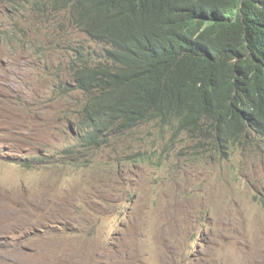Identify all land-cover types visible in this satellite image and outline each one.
Here are the masks:
<instances>
[{"label": "rangeland", "instance_id": "obj_1", "mask_svg": "<svg viewBox=\"0 0 264 264\" xmlns=\"http://www.w3.org/2000/svg\"><path fill=\"white\" fill-rule=\"evenodd\" d=\"M32 15L5 23L23 28ZM36 50L0 37V153L9 160L57 155L75 141L76 94H52L66 59L53 55L46 74ZM148 131L74 164L0 158V264H264V149L238 145L167 173L173 161L149 160L157 143Z\"/></svg>", "mask_w": 264, "mask_h": 264}, {"label": "clouds", "instance_id": "obj_2", "mask_svg": "<svg viewBox=\"0 0 264 264\" xmlns=\"http://www.w3.org/2000/svg\"><path fill=\"white\" fill-rule=\"evenodd\" d=\"M241 2L230 0V18L215 0H0V37L18 47H36L46 74L53 70V55L65 58L60 67L66 79L54 85L52 94L61 100L76 94L70 127L74 143L57 155L31 153L9 160L0 153V158L26 168L51 159L74 164L94 156V150H121L117 139L133 130L143 138L146 124L157 143L149 160L159 168L173 161L167 173L181 172L190 162L224 158L238 145L262 154L264 109L258 112L255 105L264 107V0L246 7ZM24 10L36 15L35 24L5 23ZM237 18L258 26L254 36L260 52L253 46L230 49ZM48 26L51 31L45 33ZM243 29L246 35L248 28ZM227 66L232 72L226 73ZM84 69L94 80L90 93H82L76 81L83 79L77 72ZM208 75L213 87L195 106L192 92ZM222 95L226 105L219 108ZM241 111L248 116H238ZM233 120L228 132H220L225 121Z\"/></svg>", "mask_w": 264, "mask_h": 264}, {"label": "trees", "instance_id": "obj_3", "mask_svg": "<svg viewBox=\"0 0 264 264\" xmlns=\"http://www.w3.org/2000/svg\"><path fill=\"white\" fill-rule=\"evenodd\" d=\"M215 2L218 4V6L220 7V9L230 18L234 17V12L231 10L229 2L230 0H215ZM253 0H242L241 2V6L240 7H246L248 5V3H252ZM243 14L247 15L248 12L246 9H243ZM244 25L248 28V31L246 32V35L244 34ZM233 26H235V37H232V40L234 39V41H232V43H230V49L231 50H236L238 47H243V48H248V47H252L253 46V51L254 52H260L262 50L261 46L256 42V38H255V33L258 31V26L254 23L248 24L246 21L241 22L239 18H237L236 22L233 21ZM248 44V46H247ZM246 60V58L239 60V64H243V62ZM231 66H227V70L226 73H230L232 72V69H230ZM234 68H237L239 70V67L236 65L234 66ZM203 70V68L201 69ZM78 75H81L83 77V79L81 77L76 78L77 83L79 84V86L81 87L80 91L82 93H90V87L93 86V82L94 80L92 78H90L88 76V71L86 69L78 71L77 72ZM201 87L197 88L195 91L192 92V97H193V104L195 106H199L205 99V97L209 94L208 91H206L207 88H212L213 87V82H212V77L211 75L205 76L202 78L201 81ZM92 99L93 97H91V99L87 100V104L86 109L88 108V105L92 104ZM225 96L222 95L220 96L219 100H218V107L219 108H223L225 107ZM256 111L261 112L263 111L264 107L261 103H257L256 105ZM148 115V114H147ZM240 117H244L246 118L248 115L244 112L241 111V113H239ZM235 119V122L240 120V117H238ZM234 120L233 121H225V126L223 129L220 130L223 132H228L231 128L232 125L235 123ZM85 140L89 141L91 138L89 136H86L84 138ZM91 144H97V141L95 139H91L89 141Z\"/></svg>", "mask_w": 264, "mask_h": 264}, {"label": "water", "instance_id": "obj_4", "mask_svg": "<svg viewBox=\"0 0 264 264\" xmlns=\"http://www.w3.org/2000/svg\"><path fill=\"white\" fill-rule=\"evenodd\" d=\"M0 20H1V18H0Z\"/></svg>", "mask_w": 264, "mask_h": 264}]
</instances>
